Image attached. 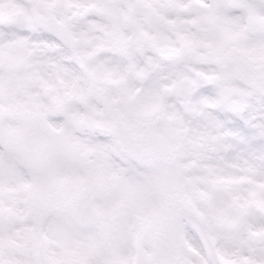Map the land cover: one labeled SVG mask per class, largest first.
Returning <instances> with one entry per match:
<instances>
[{
	"label": "snow or ice",
	"instance_id": "obj_1",
	"mask_svg": "<svg viewBox=\"0 0 264 264\" xmlns=\"http://www.w3.org/2000/svg\"><path fill=\"white\" fill-rule=\"evenodd\" d=\"M0 264H264V0H0Z\"/></svg>",
	"mask_w": 264,
	"mask_h": 264
}]
</instances>
